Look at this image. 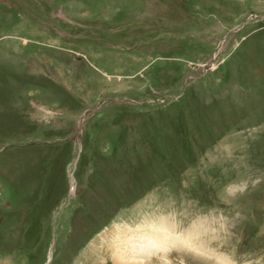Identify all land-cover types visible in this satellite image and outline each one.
<instances>
[{"label":"rangeland","instance_id":"1","mask_svg":"<svg viewBox=\"0 0 264 264\" xmlns=\"http://www.w3.org/2000/svg\"><path fill=\"white\" fill-rule=\"evenodd\" d=\"M0 264H264V0H0Z\"/></svg>","mask_w":264,"mask_h":264},{"label":"bare ground","instance_id":"2","mask_svg":"<svg viewBox=\"0 0 264 264\" xmlns=\"http://www.w3.org/2000/svg\"><path fill=\"white\" fill-rule=\"evenodd\" d=\"M150 227V226H149ZM159 227H161L160 229L162 230V231H158V232H153V231H143V235L145 236V237H147V239L148 240H150L151 238H152V240L154 239V240H156V238H160V239H162V238H164L165 237V234H164V229L162 228L163 226L161 225V226H159ZM156 228V227H155ZM168 230H169V228H168ZM167 230V231H168ZM170 231H168V236H169V233ZM171 235V234H170ZM188 237L189 238H192V234H188ZM169 239L171 240V244L169 245V246H167V250H170L171 248H174V247H177L178 245L179 246H181V247H183V246H189L190 248H192V247H194V245L190 242V243H185L183 240H180V239H177V238H173V237H170L169 236ZM152 240H150L151 242H152ZM190 241V240H189ZM188 247V248H189ZM163 248V247H162ZM162 250H166V248L165 249H162Z\"/></svg>","mask_w":264,"mask_h":264},{"label":"water","instance_id":"3","mask_svg":"<svg viewBox=\"0 0 264 264\" xmlns=\"http://www.w3.org/2000/svg\"><path fill=\"white\" fill-rule=\"evenodd\" d=\"M207 67V66H206Z\"/></svg>","mask_w":264,"mask_h":264}]
</instances>
